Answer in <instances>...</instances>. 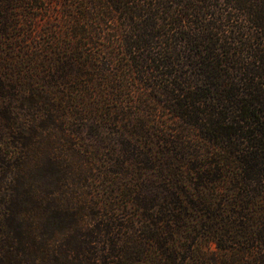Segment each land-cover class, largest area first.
Masks as SVG:
<instances>
[{"label": "trees", "instance_id": "trees-1", "mask_svg": "<svg viewBox=\"0 0 264 264\" xmlns=\"http://www.w3.org/2000/svg\"><path fill=\"white\" fill-rule=\"evenodd\" d=\"M0 264H264V0H0Z\"/></svg>", "mask_w": 264, "mask_h": 264}]
</instances>
